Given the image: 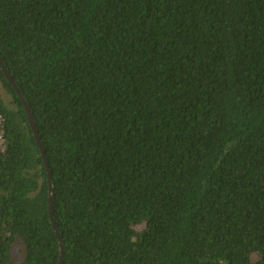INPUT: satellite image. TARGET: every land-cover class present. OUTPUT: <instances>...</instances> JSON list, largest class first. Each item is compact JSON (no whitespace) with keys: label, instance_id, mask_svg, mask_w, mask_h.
I'll list each match as a JSON object with an SVG mask.
<instances>
[{"label":"trees","instance_id":"1","mask_svg":"<svg viewBox=\"0 0 264 264\" xmlns=\"http://www.w3.org/2000/svg\"><path fill=\"white\" fill-rule=\"evenodd\" d=\"M0 53L63 264H264V0H0ZM49 197L0 66V264Z\"/></svg>","mask_w":264,"mask_h":264},{"label":"water","instance_id":"2","mask_svg":"<svg viewBox=\"0 0 264 264\" xmlns=\"http://www.w3.org/2000/svg\"><path fill=\"white\" fill-rule=\"evenodd\" d=\"M0 66L2 67V70H3L4 74L6 75V77L8 78L10 83L12 84V86L15 88V90L17 91V93L21 97L22 102L25 105L30 125H31V127L33 129L36 141H37V143L39 145V148H40V150L42 152L44 163H45L46 169L48 171V180H49V184H50V197H49L50 218H51V221L53 223V226L55 228V231H56L59 243H60L61 255H60L59 264H63V258H64V254H65L64 240H63L62 235H61V233L59 231L58 225L56 223L55 215H54V207H53L54 187H53L52 172H51L49 160H48V157H47L46 149H45V146H44V144L42 142L39 130L37 128V125H36V122H35V119H34V114H33L32 107H31L30 103L28 102V100H27L25 94L23 93L22 89L19 87L18 83L13 78V76L10 74V72L8 71L6 65H5V63L3 61V58L1 56V53H0Z\"/></svg>","mask_w":264,"mask_h":264},{"label":"rangeland","instance_id":"3","mask_svg":"<svg viewBox=\"0 0 264 264\" xmlns=\"http://www.w3.org/2000/svg\"><path fill=\"white\" fill-rule=\"evenodd\" d=\"M23 244L21 242H18L16 245V251H15V257L19 260L22 258L23 253H22V248Z\"/></svg>","mask_w":264,"mask_h":264}]
</instances>
